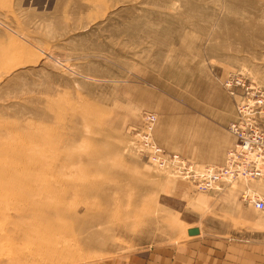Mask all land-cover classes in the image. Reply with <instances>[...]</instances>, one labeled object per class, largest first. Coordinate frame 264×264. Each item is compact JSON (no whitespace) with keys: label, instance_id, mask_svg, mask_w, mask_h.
<instances>
[{"label":"rangeland","instance_id":"1","mask_svg":"<svg viewBox=\"0 0 264 264\" xmlns=\"http://www.w3.org/2000/svg\"><path fill=\"white\" fill-rule=\"evenodd\" d=\"M241 104L264 129V0H0V264H159L237 239L226 205L256 179L199 190L144 131L219 165Z\"/></svg>","mask_w":264,"mask_h":264},{"label":"built area","instance_id":"2","mask_svg":"<svg viewBox=\"0 0 264 264\" xmlns=\"http://www.w3.org/2000/svg\"><path fill=\"white\" fill-rule=\"evenodd\" d=\"M228 83L230 81L226 84ZM246 109L247 105L241 104L238 107V116L228 125V130L235 141L226 151L221 164L196 167L178 154L164 151L155 142L149 140V132L144 131V144L149 160L158 167H171L175 174L185 178L199 190L213 189L220 182L264 178V129L249 116L251 111ZM145 119L149 130L155 117L153 114H148ZM241 197L256 210H264V199L257 194L245 190Z\"/></svg>","mask_w":264,"mask_h":264},{"label":"crops","instance_id":"3","mask_svg":"<svg viewBox=\"0 0 264 264\" xmlns=\"http://www.w3.org/2000/svg\"><path fill=\"white\" fill-rule=\"evenodd\" d=\"M255 194L264 199V179L254 181ZM247 189H249L246 186ZM250 190V189H249ZM228 204L226 208L235 216L239 223L237 239H223L208 241L207 245H199L188 254L160 257L159 264H264V219L261 214L256 215L248 204ZM248 191V190H247ZM249 192V191H248ZM252 193V192H250ZM263 212L264 210H256ZM180 253V252H177Z\"/></svg>","mask_w":264,"mask_h":264},{"label":"water","instance_id":"4","mask_svg":"<svg viewBox=\"0 0 264 264\" xmlns=\"http://www.w3.org/2000/svg\"><path fill=\"white\" fill-rule=\"evenodd\" d=\"M198 231H197V229H189V231H188V233L190 234V235H192V234H196Z\"/></svg>","mask_w":264,"mask_h":264},{"label":"bare ground","instance_id":"5","mask_svg":"<svg viewBox=\"0 0 264 264\" xmlns=\"http://www.w3.org/2000/svg\"><path fill=\"white\" fill-rule=\"evenodd\" d=\"M234 182V181H233Z\"/></svg>","mask_w":264,"mask_h":264}]
</instances>
